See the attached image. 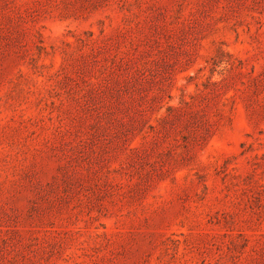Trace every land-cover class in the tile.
Masks as SVG:
<instances>
[{"label":"rangeland","instance_id":"rangeland-1","mask_svg":"<svg viewBox=\"0 0 264 264\" xmlns=\"http://www.w3.org/2000/svg\"><path fill=\"white\" fill-rule=\"evenodd\" d=\"M0 264H264V0H0Z\"/></svg>","mask_w":264,"mask_h":264}]
</instances>
